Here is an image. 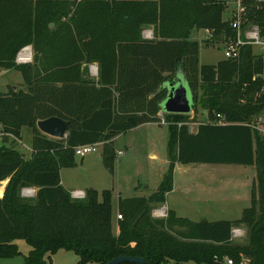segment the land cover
<instances>
[{"label":"trees","instance_id":"16d2710c","mask_svg":"<svg viewBox=\"0 0 264 264\" xmlns=\"http://www.w3.org/2000/svg\"><path fill=\"white\" fill-rule=\"evenodd\" d=\"M245 25L264 36V1L242 0ZM225 0H0V68L17 70L24 88L0 92V259L21 255L18 240L31 247L25 264H49L60 250L73 251L80 264H106L118 256L146 264H264V140L241 123L264 114V56L245 46L239 60L201 65L195 31L209 30L224 44L236 38L224 20ZM52 25V26H51ZM153 29V38L143 33ZM34 61L17 65L25 46ZM98 78L87 79L89 65ZM181 73L193 95V111L223 113L233 124H199L190 133V115L166 114L168 169L149 197L119 199V233L114 234L112 192L88 189L76 200L61 184V171L77 166L74 148L103 143L112 169L115 139L140 125L160 123L161 104ZM58 117L69 122L66 139L42 134L37 122ZM33 133L26 158L15 146L21 129ZM10 137L15 140L7 146ZM254 166L251 205L238 221L196 223L168 212L152 217L174 189L177 165ZM36 187L35 197L22 191ZM248 230L247 243H233L236 226ZM218 259V261H217ZM51 264V263H50Z\"/></svg>","mask_w":264,"mask_h":264},{"label":"rangeland","instance_id":"374dc122","mask_svg":"<svg viewBox=\"0 0 264 264\" xmlns=\"http://www.w3.org/2000/svg\"><path fill=\"white\" fill-rule=\"evenodd\" d=\"M257 1L263 2L264 0ZM231 20L232 17L229 21ZM150 33H152L151 30H145L143 37L150 39ZM206 36L204 31H200V34L198 32L193 34L195 41L200 44V64L217 65L225 60L222 44H206ZM255 53L259 54L257 50ZM86 70L87 79L97 80L98 70L95 64L89 65ZM11 82L19 88H24L22 74L13 70L6 76H0V92H7ZM189 115L197 119L190 123V127L194 129L198 128L201 123L210 122L208 112L200 105ZM28 132L31 135L28 128L23 129L21 138L23 145L19 148L25 153L31 150L29 147L31 139ZM168 139V125L160 123L140 125L117 137L115 150H123L125 155L114 159L112 169L107 167L101 156L102 146L97 153L89 154L84 158L76 157L77 166L63 170V180L72 191L87 192L88 189L93 188L101 195L104 190H110L115 208L114 213L116 212L114 214V231L116 232L120 197H148L160 186L168 168ZM8 145L10 147L12 143L9 142ZM190 169L185 177L180 178V172L178 173L176 191L170 192L166 202L155 205L153 210L165 205L168 207L169 204H176L182 208L181 213L199 223L221 220L238 221L244 209L250 207L252 184L256 178L254 166L207 165L199 167L197 165ZM238 227L245 231V237L234 239L233 243L245 245L248 230L242 225L234 228ZM17 245L21 255L11 259H0V264H25V257L31 251V247L24 240H18ZM47 263L80 264L79 256L67 250L58 251L52 255L50 261L47 260Z\"/></svg>","mask_w":264,"mask_h":264},{"label":"built area","instance_id":"2783aa9c","mask_svg":"<svg viewBox=\"0 0 264 264\" xmlns=\"http://www.w3.org/2000/svg\"><path fill=\"white\" fill-rule=\"evenodd\" d=\"M237 7L233 13L231 20V26L237 32L236 38H231L227 40L226 43L222 44L223 52L226 60L237 61L241 56V51L245 46H253L259 54L264 56V36L261 33V30L256 25H245V14L247 8L242 4V0H237ZM206 31V40L212 41L214 39L213 32L209 30ZM150 38L152 34L150 33ZM34 61V52L32 46L23 47L16 56L15 63L17 65H30ZM264 80V73L261 76ZM263 97H264V91ZM166 114L160 112V124L168 125L169 123L165 119ZM211 124L225 126L233 124L229 122L227 116L223 113H215L214 118L210 121ZM245 126L250 127L254 130L258 136L264 140V114L254 118L252 121H246L241 123ZM192 127V126H191ZM197 131V128L194 129V133ZM4 136H8L3 132V127L0 125V139ZM103 146V143L88 144L83 146H78L74 148L75 156L84 158L89 154L97 153L100 150V147ZM125 152L123 150L117 151V158L124 156ZM23 197L30 198L34 197L35 191L29 188H26L22 191ZM71 197L76 200H81L86 197V192L81 190H76L71 192ZM152 217L155 219H165L168 217V209L166 206L162 208H156L152 210ZM118 219H122L121 214L118 215ZM245 237V231L242 228H234L232 231V240H237ZM218 261V259H217ZM224 264H247L248 261L243 258V260L237 263L234 259L229 258L228 256L223 259Z\"/></svg>","mask_w":264,"mask_h":264},{"label":"water","instance_id":"95a60500","mask_svg":"<svg viewBox=\"0 0 264 264\" xmlns=\"http://www.w3.org/2000/svg\"><path fill=\"white\" fill-rule=\"evenodd\" d=\"M162 90H167V96L161 104L162 114L189 115L192 113L193 95L183 76L179 77L177 74L175 81L165 83L159 91ZM37 128L42 134L50 138L63 140L67 138L69 122L58 117H51L38 121ZM189 131L194 133V128L190 127ZM106 264H146V262L140 257L118 256Z\"/></svg>","mask_w":264,"mask_h":264},{"label":"crops","instance_id":"0c3cea01","mask_svg":"<svg viewBox=\"0 0 264 264\" xmlns=\"http://www.w3.org/2000/svg\"><path fill=\"white\" fill-rule=\"evenodd\" d=\"M226 2H227V10H226V12L224 13V20H230L231 19V17H233V13H234V11L236 10V7H237V0H225ZM232 5H234V7H232ZM149 30H151V34H152V38H153V29L151 28V27H149L148 28ZM201 31H204L205 32V34H206V31L205 30H201ZM195 32H198L199 34H200V31H195ZM194 32V33H195ZM193 33V34H194ZM199 36V35H198ZM144 39H146V37H143ZM152 38H150V39H152ZM150 39H146V40H150ZM192 39L193 40H195L194 38H193V35H192ZM198 40V39H197ZM96 65V64H95ZM96 67H97V70H98V66L96 65ZM11 72H13V70H5V69H1L0 68V76H6V75H8V74H10ZM178 75H179V77H182V74L181 73H178ZM97 76H98V73H97ZM8 86H10L9 88H13L14 90H17V89H19V87L17 86V85H15L14 84V82H11ZM150 124H154V123H150ZM24 128H27V127H23L22 129H21V138H22V131H23V129ZM31 132V135L29 134V132H28V134H29V136H30V139H31V144H30V148H31V150H28V151H26L27 153H25L23 150H20L19 148H20V146H22L23 145V141L20 139V140H17L16 141V143H15V145H13V146H15V148L19 151V152H21L26 158H29L30 156H31V153H32V142H33V133H32V130L30 129V128H28ZM15 139L13 138V137H10V142L12 143L13 141H14ZM116 140H117V137H116V139H115V142H116ZM7 146H9V145H7ZM102 154L103 153H101V156H102ZM104 156V155H103ZM153 157V156H152ZM167 165H169V162H168V160H167ZM199 166V167H205V166H207V165H211V164H190V165H177L176 166V169H175V179H174V189H173V191L175 192L176 191V188H177V181H176V179H177V176H178V173L180 172V174H179V176H180V178H182V177H185L186 175H187V173L188 172H190V167H192V166ZM69 169H72V168H69ZM168 169V168H167ZM63 170H66V169H63ZM63 170L61 171V184H62V186L66 189V190H68L70 193L72 192V190H70L68 187H67V185L65 184V181L63 180ZM8 180H6V181H3L1 184H0V199H3V197H4V194H5V190H6V187H7V184H8ZM29 189H32V190H34L35 191V195H34V197L36 196V193H37V191H38V188H36V187H29ZM90 189H93V188H90ZM157 191V190H156ZM155 192V191H154ZM23 196V195H22ZM168 196H169V194H168ZM168 196H167V198H168ZM140 197H144V196H140ZM149 197V196H148ZM166 206V205H165ZM114 207V206H113ZM167 207V206H166ZM192 207V209L194 210V205H192L191 206ZM115 209V208H114ZM167 209H168V211L170 212H173V213H175V215L177 216V217H180V218H186V219H188V220H190V221H192V222H196V221H194V220H192V219H190L189 217H186V215H184V213H181L182 212V208H180L178 205H176V204H169L168 205V207H167ZM195 211V210H194ZM197 212H200V211H197ZM116 213V212H115ZM117 224V227H116V232L114 231V228H113V231H114V234L115 235H118V233H119V227H118V223H116Z\"/></svg>","mask_w":264,"mask_h":264}]
</instances>
